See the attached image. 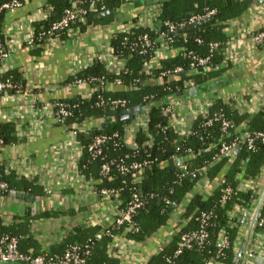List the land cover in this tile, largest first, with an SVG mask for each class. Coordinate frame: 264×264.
<instances>
[{
  "label": "trees",
  "instance_id": "obj_1",
  "mask_svg": "<svg viewBox=\"0 0 264 264\" xmlns=\"http://www.w3.org/2000/svg\"><path fill=\"white\" fill-rule=\"evenodd\" d=\"M11 0H0V7ZM142 5L158 3L160 13L157 24L164 20L182 22L195 13H205L207 9H214L215 13L203 23L200 29H186L188 25L178 31L166 33L164 25L158 28L149 26L132 27L129 31H118L111 36L109 44L112 53L118 58L124 59V68L118 72L108 68L104 61L96 60L78 71L71 77L74 83H88L94 91L89 96H76L55 100L54 103H63L70 111L69 115L58 119V123L72 126L88 119H101L107 122L106 126L96 125L91 127L88 134L77 132V139L81 144V155L78 162L80 173L90 179L94 186L114 189L119 200V208L126 209L138 193L144 200L142 206L137 208L131 216V222H113L108 229L111 234L100 226H77L60 242L45 248L31 231V218L18 220L11 224H4L0 215V235L10 234L18 238V249L23 253L34 255L42 254L52 256L61 254L71 245L80 246L81 255L87 261L86 264H118V258L109 255V247L114 243L117 235L135 241H143L151 237L158 229L165 226L175 211L182 207L180 213V225L173 238L158 252L149 256L148 264H207L211 259H216L222 264H233L236 256V242L240 235V222L237 218H230V210L237 204L251 207L257 200V191L238 190V177H258L264 166V141L255 135L256 132H264V107L253 113L240 112L232 102H226L222 98H215L209 106L211 124H205L207 119L199 115L192 124V132L179 134L170 125L169 116L164 115L161 104L176 98L184 92L182 78L192 79L201 90L206 91L211 87L224 85L229 78L223 72L230 66L223 61V48L227 45L230 36L227 32L230 20L247 12L255 0H140ZM52 5V11L47 19L36 21L34 52H39L45 45V39H39L40 27L49 28L53 22L62 18L65 10L71 6V0H48ZM107 9H116V13H109L99 17L95 11L87 10L82 14V20L71 22L73 29H83L89 24H105L114 20L117 13L133 3L132 0H101ZM86 4V2L84 3ZM101 5V4H100ZM86 6V5H85ZM7 9L0 10V26L2 15ZM137 18V17H136ZM264 30V28L262 29ZM60 39L67 37L66 29L55 32ZM147 34L152 40V46L146 51L132 48L133 42L140 36ZM165 40L173 48L184 47L186 50L206 55L211 54L207 68H200L195 74L187 76L182 72V78L176 80L160 81L161 72L168 68L182 65L189 69L190 59L181 51L163 57L159 60L161 67H154L152 72L146 73L142 66L155 56V51L160 47V38ZM0 36L4 38L3 32ZM199 37L201 42H197ZM210 43L218 46L210 50ZM0 62V67H1ZM0 78L9 80L13 87L8 88L9 94L26 92V80L16 68L2 71ZM102 78V79H101ZM120 78L121 89L109 87L110 82ZM180 91H182L180 93ZM125 99L126 107H112V101ZM145 104L148 114L147 132L139 129L134 137L135 146L130 147L125 138L126 126L129 120L113 118L114 112H122L129 106ZM55 107V106H54ZM59 108L56 105L55 110ZM223 119L230 120L234 127L224 132L221 127ZM243 126L242 130L254 136V147L249 148L246 139L239 142L238 151L230 155L220 153L223 142L232 141L237 132L235 128ZM69 128V127H68ZM105 135L106 140L101 145V151L94 153L90 145L96 135ZM18 140L16 124L12 120H0V149L7 144ZM185 158L186 168L171 164V159ZM140 163L142 168H131L133 163ZM168 162L167 164H163ZM108 163L110 170L102 174V164ZM128 167L122 171L120 166ZM141 171V172H140ZM140 172V177L136 174ZM182 172H185L182 174ZM214 181L216 186L208 195H203L195 190L198 181L202 179ZM217 181V182H216ZM0 182L6 186L0 188L4 195L11 190L31 193L37 197H44L46 192L42 185L18 175L14 171H7L3 162H0ZM232 187V192L225 203L221 202L223 188ZM264 188V187H263ZM0 194H3L0 192ZM184 205V206H183ZM54 212L44 211V215ZM207 216V217H205ZM20 218V216L16 217ZM264 218V200L260 206V217ZM23 219V218H20ZM131 228H128L131 225ZM202 227L207 230V236L202 243L196 239L188 246H184L180 253L181 236L186 232L199 231ZM257 229L264 226L256 225ZM100 233V237L97 234ZM228 238V245L219 252L217 242L222 235ZM1 263V262H0Z\"/></svg>",
  "mask_w": 264,
  "mask_h": 264
},
{
  "label": "crops",
  "instance_id": "obj_2",
  "mask_svg": "<svg viewBox=\"0 0 264 264\" xmlns=\"http://www.w3.org/2000/svg\"><path fill=\"white\" fill-rule=\"evenodd\" d=\"M132 1L111 22L73 29L64 39L52 38L38 53L33 51L36 47L27 44V39L35 30V22L47 19L52 11L48 0H21L20 6L5 10L2 15V28L10 55L0 68L2 71L10 68L19 70L26 80V92H5L0 96V120L14 121L18 137L16 142L0 149V162L4 163L7 171H14L42 185L46 195L37 197L21 192L31 194L33 198L29 199L11 193L0 194V215L4 224L19 222L24 217L31 218L32 234L45 248L60 242L77 226H100L102 229L109 226L120 209L116 196L100 193L93 182L80 173V143L75 141L67 126L58 123L54 101L91 95L92 87L88 83H74L71 77L96 60L105 61L102 54L109 57L107 49L111 27L129 24L142 13V2ZM263 28L264 2L255 0L246 13L228 23L227 32L231 38L229 54L234 64L223 74L231 76L229 80L206 91L194 85L198 92L189 95L212 99L220 97L223 100L235 95L237 98H232V102L242 103L252 97L264 105V45L254 46L247 33L248 30ZM175 53V49L169 50L168 55ZM109 87L121 89L118 85L109 84ZM177 113L181 114L180 111ZM103 122L101 119H88L84 123L86 130L83 126L82 129L88 131ZM135 132V127L128 128L127 142L134 141ZM215 186V180L205 178L198 181L195 190L208 195ZM257 203L258 197L253 206L242 205L235 214L240 222L236 256L243 245L249 252L257 250L256 241L264 242V230L257 229L254 223L258 215L255 211ZM49 210L54 213L43 214ZM182 210V207L178 208L165 226L143 241L117 235L114 250L109 247V255L118 258V264H148L146 259L177 233ZM18 216L23 219L16 218ZM260 252L264 254V249ZM243 259L242 256L241 262Z\"/></svg>",
  "mask_w": 264,
  "mask_h": 264
},
{
  "label": "built area",
  "instance_id": "obj_3",
  "mask_svg": "<svg viewBox=\"0 0 264 264\" xmlns=\"http://www.w3.org/2000/svg\"><path fill=\"white\" fill-rule=\"evenodd\" d=\"M101 0H72V4L70 7H68L65 10L64 15L59 20L52 23V25L49 28H43V26L40 27V31L38 33V38L45 39V44L49 42L52 38H59L58 35L55 34L56 31L66 29L68 32H72L73 28L71 27V22L76 20H82V14L85 13L87 10L95 11V12H101L106 10L105 5L100 2ZM86 2V4H84ZM22 4L21 0H11L9 2L4 3L0 10L2 9H12L17 6H20ZM101 4V5H100ZM86 5V6H85ZM160 13V5L158 3H148L144 5L142 13L140 14L139 18L137 20H133L132 22L124 23V24H115L111 27V36L114 35L118 31H129L132 27L136 26H149L151 28H158L161 25H164L166 28V33H171L178 31L181 27H184L186 25H189L191 23H195L197 21L203 20L205 18L211 17L214 13V9H207L205 13H195L192 14L187 18V20H184L182 22H173L171 20H164L159 25L157 24V17ZM0 32H3L2 26H0ZM249 36L252 39V42L254 46L261 47L264 45V30L258 29V30H248L247 32ZM4 34V32H3ZM160 40L162 41L160 47L157 48L155 51V56L152 57L149 61L145 62L142 66L143 71L146 73H151L152 69L154 67H161L159 60L163 57L169 56L168 52L169 50L175 49L177 51H181L185 56H188L190 59L189 62V69L185 70L182 65L175 66L174 68H168L161 72L160 75V81L163 80H176L182 78V72L183 74L187 76H191L195 74L200 68H207L209 65L211 54L201 55L194 50H186L184 47L173 48L170 44V40H165L164 35L161 36ZM231 39V38H230ZM229 39V40H230ZM35 40V30L29 36L27 39V44L30 46L34 45ZM197 42H201V39L199 37L196 38ZM152 40L147 34H144L140 36V38L133 42L132 48H138L141 49V51H146V49H149L152 46ZM227 45L223 48V61L225 64L232 66L234 64L233 57L229 54V47ZM218 46L217 43H210V50L215 49ZM107 53L109 54V57L105 54H102L103 59L105 60V64L108 68H113L112 70L118 72L122 68H124L125 60L118 58L112 53V48L109 46L107 49ZM10 55V49L6 45V38L4 35V38L0 36V62H3L8 58ZM232 58V59H231ZM102 79V78H101ZM182 84H183V90L184 92L187 91L188 94L185 95H179L176 98H171L167 102H163L161 104V110L164 115L169 116L170 125L174 128L176 132L179 134H188L192 132V124L197 116L201 115L204 118L207 119V122L205 124H211L213 122V119H218L217 117L213 118L209 115V106L211 101L213 100L212 97H204L200 98L197 96H190L189 95V88L194 86V81L190 78H182ZM112 85H118L122 86V81L120 78H116L112 82L108 83ZM13 87V84L9 80H2L0 78V96L6 92L8 88ZM94 91V88H92V92ZM182 91H180L181 93ZM15 94H21V93H15ZM232 98H237V96H229L225 98L226 102H232ZM237 100V99H236ZM127 101L125 99H116L112 101V107H126ZM232 104L242 113H253L261 108L264 107L259 100H254V98L250 97L248 101H237L235 100L232 102ZM59 105V108L54 110L55 115L57 119H60L61 117H64L66 115L70 114V111H68L63 103H54V106ZM181 112V114L178 115L177 112ZM185 122H187L185 124ZM84 123H74L72 126L69 127V132L73 135L75 141L79 142L77 139V132L83 131V132H89L84 131L82 129V126L84 128ZM66 126V125H65ZM135 127L136 132L139 129H142L143 131L147 132L148 129V114L147 110L143 113H139L136 116H134L127 124L126 126V134L125 138H127V130L128 128ZM221 127L224 132H228L230 128L234 127V124L227 119H223L221 122ZM243 126H240V128L236 127L235 131L237 132L235 138L230 142H223L221 144L220 153L222 155H230L232 152L239 147V142L241 139L247 140V145L249 148L254 147V136H250L249 132L242 130ZM85 129V128H84ZM86 130V129H85ZM135 132V133H136ZM255 135L259 137L262 141H264V132H256ZM106 140L105 135H96L93 139L92 144L90 145V150H92L95 154L99 153L101 151V145ZM1 142V141H0ZM80 143V142H79ZM130 147L135 146V142H130L128 144ZM81 146V144H80ZM82 147V146H81ZM177 158L181 160V163L179 164L180 167L185 170L186 164H185V158L183 157H176L174 156L172 159L175 161ZM131 168H142V165L140 163H133L131 165ZM120 169L122 171H127L129 168L125 167L123 165L120 166ZM110 170V165L108 163L102 164L101 173L107 174ZM264 171V166L262 168V171ZM141 172V171H140ZM140 172L136 174L137 177H140ZM185 172H182L184 174ZM239 181L237 188L241 191H248V190H256L258 189L259 185H262L264 187V179H260L258 177H244L240 174L237 175ZM6 184L4 182H0V188H4ZM231 186H226L223 188L222 196H221V202L225 203L231 192H232ZM114 189L109 188H101L100 193L106 195V196H116ZM202 194V193H201ZM258 194V193H257ZM204 195V194H203ZM264 200V188L262 193L258 194V203L257 207L255 209L256 214H258V217L256 221L254 222L255 225L258 226H264V218L260 217V206L261 203ZM144 203V200L139 196L138 193L133 194L132 200L129 202V205L126 209H119L117 214L115 215V218L113 222L116 223H122L124 221H131L132 213L142 206ZM241 204L235 205L229 212L230 218H235L236 212L241 208ZM207 217V216H205ZM112 222V223H113ZM111 223V224H112ZM110 224V225H111ZM132 224L129 225L128 228H131ZM109 226H106L105 229L107 233L111 234L110 230L108 229ZM100 233L97 234V237H100ZM207 236V230L202 227L199 231H191L186 232L181 236V240L179 242V248L176 250V253H180L182 248L184 246H189L192 243V240L196 239L199 243H202ZM228 238L226 235H222L220 239L217 242V246L219 249V252L222 251L224 247L228 245ZM18 238L16 236L10 235V234H1L0 235V262L5 264H12L17 262H23L26 264H86L85 258L81 255V249L80 246L77 244L71 245L69 248H67L63 253L61 254H54L52 256H44L42 254L34 255L32 253H23L18 249ZM257 250L262 251L264 249V242H258L256 241ZM111 248H113L114 243L110 245ZM114 250V248H113ZM244 258H251L250 251L244 253ZM222 264L216 259H211L207 264Z\"/></svg>",
  "mask_w": 264,
  "mask_h": 264
},
{
  "label": "water",
  "instance_id": "obj_4",
  "mask_svg": "<svg viewBox=\"0 0 264 264\" xmlns=\"http://www.w3.org/2000/svg\"><path fill=\"white\" fill-rule=\"evenodd\" d=\"M257 1L264 2V0H257ZM109 13H116V9H107V10L101 11L98 13V16L104 17L105 15ZM209 19L210 17L197 21L195 23H191L187 27H185L183 30L185 31L186 29H193V30L200 29L203 23L208 21ZM197 92L198 90L196 86H192L189 88V93L191 95H195L197 94ZM146 110H147V106L145 104L143 103L135 104V105L129 106L127 109L123 110L122 112L115 111L113 113L114 114L113 118L120 119V120H129L132 117L136 116L137 114L145 112ZM106 125H107V122L104 121L102 123V126H106ZM238 150L239 149L236 148L234 151L237 152ZM170 161L172 165L174 164L179 165L181 163V160L179 158H177L175 161L173 159H171ZM0 192L4 194V191L0 190ZM10 193L15 194L20 197H28L29 199L33 198L31 194H23L21 192H17L16 190H11ZM257 217L258 215L256 216L254 222L256 221ZM244 253H245V245H243L238 255L235 256L233 260V264H239V262H241V257L242 256L244 257ZM250 256L251 258H244L241 264H264V254H261L259 250H251Z\"/></svg>",
  "mask_w": 264,
  "mask_h": 264
},
{
  "label": "rangeland",
  "instance_id": "obj_5",
  "mask_svg": "<svg viewBox=\"0 0 264 264\" xmlns=\"http://www.w3.org/2000/svg\"><path fill=\"white\" fill-rule=\"evenodd\" d=\"M259 178L264 179V171L260 173ZM262 191H263V186L259 185V187L257 189V193L260 195L262 193Z\"/></svg>",
  "mask_w": 264,
  "mask_h": 264
}]
</instances>
